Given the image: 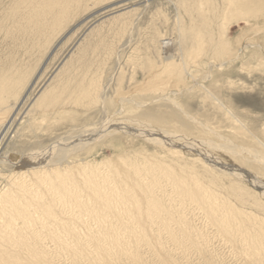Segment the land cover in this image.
Masks as SVG:
<instances>
[{
  "label": "bare ground",
  "instance_id": "1",
  "mask_svg": "<svg viewBox=\"0 0 264 264\" xmlns=\"http://www.w3.org/2000/svg\"><path fill=\"white\" fill-rule=\"evenodd\" d=\"M113 1L21 0V3L15 2L18 9L16 8L17 11L14 9V13L21 10L26 16L17 25V29L22 31L31 30V33L36 34L40 40H46L47 47L49 39L56 38L63 32L67 28L68 22L73 20V16L81 11H88L90 6L109 4ZM138 1L125 2V4L110 9L111 15H115L113 20L118 23L121 22L125 28L124 30L130 28L144 11L139 8L131 9L125 12L128 16L130 14V17L125 18L123 12L128 10L125 9V6ZM168 1L170 5L173 4L175 7L183 8L188 13L190 25H185L181 19L177 21L176 30L179 32L177 44L179 47L177 48L176 45L175 47L178 52H174L175 55L173 56L170 55L161 61L159 60L160 66L152 64L145 88H148L150 93L157 90L162 92V97L155 99L154 102L163 101L177 106V98L175 99V97L179 94L182 95L185 91L190 92L193 88L175 92L169 90L172 87L186 84L188 80L194 78V73L190 70L192 67L199 65L200 58L213 55L209 57L208 70L205 78H203L205 80L212 76L214 68H223L224 65L234 62L239 57L240 52L242 53L252 47L249 44L243 45L235 52L233 46L225 37L227 35V25L222 23L221 33L217 37L213 32V23L219 14L221 17L227 11L235 19L248 16L252 13L249 11L251 6L255 4L252 0H223L225 5L222 7L223 12L217 11V7H215L214 11L212 9L213 13L211 15L213 16L211 19L207 11L208 7L211 6L209 2L206 4L205 2L202 3V0H192L191 3L188 0ZM105 13L107 15L106 11ZM258 13H261V10L254 13V16ZM118 14L120 15L116 16ZM131 14L135 17L138 16L132 22H130L133 19ZM226 18L227 23L233 21L230 17ZM89 32H87L88 34L85 33L83 38L87 37ZM164 42L163 44L159 40L158 47L173 45L170 39ZM79 43L77 47L82 45V43ZM50 44L52 43L50 42ZM79 53L81 52L79 51ZM91 56L93 57V55ZM221 61L223 63L219 65ZM64 62L66 63L67 59ZM75 62L77 61L75 60ZM79 62L82 61L79 60ZM84 64L86 65L85 61ZM73 67L75 68V65ZM89 67L91 68V65ZM89 67L88 69H90ZM82 71L84 74V69ZM122 72L120 67L117 68L118 76L115 78L114 88L116 95L123 90L121 88L123 84ZM31 76L28 71L19 70L18 67L10 63L0 66V140L6 134L8 135L9 130L20 116L30 97H33V93L27 96L29 89L23 96L29 86ZM74 76L77 75L74 74ZM86 76L89 77V75ZM52 79L49 82L46 81L47 84L33 99L23 119L26 116L29 117L33 108L34 112L39 111L45 116L50 111L60 112L64 110L62 108L68 103L75 106L81 104L90 106L91 103L100 102L102 104V102L105 103L109 99L106 98L107 88L104 87L105 84L102 85L103 90L100 89L99 91L100 87L98 85L101 84H98L99 81H96V78L88 89L86 85L85 87L82 85L84 84L83 81H80L81 84L78 83L79 80L77 83L75 82L78 84L76 86L73 84V86H69L70 84L66 86L64 83L66 87L62 86L64 90L60 93L57 92V94H54L56 88H54ZM75 79L77 80L76 77ZM75 79L74 81H76ZM194 85L195 87H201L198 82ZM128 93L131 94V91H128ZM121 100L120 103L130 105L133 112H136L143 105L142 102L133 99H129V101L127 98ZM90 108L92 107L90 106ZM12 111H17V114L14 112L11 116ZM122 112L124 113V111H121V114ZM109 119L103 121L104 124L99 126L97 133L91 134L90 139L92 142L102 140L105 134L107 136L109 132L111 134L113 132L118 134L121 131H125L124 133H138L144 137H150L151 140L167 148L168 151H165L169 155L167 156L165 153V156H167L165 159L169 161L156 159L154 156V159L144 157L145 162L134 163L129 162V158L119 156L121 167L116 165L111 166V168L108 167L109 163H112L110 161H104L105 163L96 166L90 162H84L78 166L75 164L68 167L71 165L69 163L65 170H63L64 167L61 168L62 171L48 165L50 163L49 153L54 156V149L44 151L41 155L37 153L29 154L24 157L23 161L10 155L3 158L0 160V165L5 166L9 162L14 166H19L15 167V173L8 178L9 181L7 182H9L10 187L0 189V264H149L151 261L149 262L148 256H150L152 262L158 264H183L188 261L190 252L193 249L201 254H204L206 250L205 240L207 237L205 238V232L194 228L192 221L188 220L190 209L198 210L207 222L217 230L218 235L232 246V250L237 255L245 258L246 264H264V220L252 213L253 211L246 210V205L252 203L254 207L264 211V206L258 199L260 194L255 189L259 188L264 192V183L257 175H254V172H249L243 167L242 170L222 162V157L225 154L236 158L238 154L247 152L249 155L252 151L240 147H238V150L230 146H225V148L215 147L216 144H213L214 150H218L220 157L211 156L212 154L207 151V148H212V146L202 143L203 141L200 143H198L199 141L195 142L199 144L196 145L191 140L188 141L177 136V134L172 136V133L164 131V129L157 130L147 116H144L145 120L118 118L116 121H111ZM89 140H83L84 142L81 140L78 145L88 146ZM167 142L170 146H167ZM85 146L82 147L85 148ZM183 146L194 153L199 154L198 151H201V154L197 155L204 156L203 159L194 155L189 156V158L201 162L203 173L197 171L199 169L196 170L194 161L189 164L185 160V162L182 161L184 153L181 147ZM69 152L71 154V150ZM261 154H258V156L251 154L256 161L254 163L264 162V157ZM102 165L105 169L101 168ZM106 166L110 168L109 171L106 170L108 169ZM217 173H222L225 177H235L240 182L230 181L226 188L228 195L223 196L222 191L219 190V185L224 187L225 184L219 183L222 176H218ZM0 176L2 177L3 174ZM4 178L6 177L3 176ZM244 182L253 186V192L251 191L252 188L242 186ZM230 195L235 198L240 207L231 201ZM47 241H50L53 245H50V242ZM176 252L178 254H175ZM236 254L235 256H237ZM177 256H183L186 261L179 260ZM61 258H65L66 262L61 261Z\"/></svg>",
  "mask_w": 264,
  "mask_h": 264
},
{
  "label": "rangeland",
  "instance_id": "2",
  "mask_svg": "<svg viewBox=\"0 0 264 264\" xmlns=\"http://www.w3.org/2000/svg\"><path fill=\"white\" fill-rule=\"evenodd\" d=\"M130 1L132 0H114L112 3L109 2L111 5L101 4L90 6L88 11H81L73 16V20L68 22L67 28L56 38L49 39V44L46 47V40H40L36 34H33V32L31 33V30L22 31L17 29V25L26 16L21 10L14 13L15 10L17 11L18 9L16 3H21V0H0V66L10 63L18 67L19 70L24 69V71H28L30 76L33 73L31 78L29 77V86L25 93H23V96H25L29 89L27 96L33 93V97H30V100L19 116L20 119L18 117L9 130L8 135L6 134L5 137L2 138L3 140H0V158L2 157L0 160L10 155L16 156L23 161L24 157H27L29 154L37 153L41 155L44 151L54 149V156H51L52 153H49L50 163L48 162V165H52L53 168L56 167L54 169H63L64 167L63 170L66 169L69 163L71 165L68 167H72V165L76 164V166H78L84 162H90L96 166L110 161L112 163H109L110 165H108V167L111 168V166L114 165L121 167L118 159L119 156L127 159L129 158V162L132 161L134 163L145 162L146 160H144V157H152L150 159H154V156L156 159L169 161L165 159L169 155V153L166 152L168 151L167 148L151 140L150 137H144L138 133H124L125 131H121L118 132V134L117 132L111 134L109 132L108 135L106 136L105 134L100 141L92 142L90 139L91 134H95L99 126L104 124L105 119L107 120L110 118L109 120L111 121H116L118 118L145 120L144 116H147L157 130L164 129V131L172 133V136L177 134V136L181 138H185L188 141L191 140L196 145L199 144L195 142L199 141L198 143H200L203 141L202 143L208 146L216 144L215 147L221 146L225 148V146H230L237 150L238 147L245 148L250 152L252 151L256 156L262 152L264 153V0H252L253 4H255L252 5L251 10H249L252 13L248 16H242L240 19L233 18V15L228 13L229 11L224 13L221 17L219 14L213 23V32L215 36H219L221 33V25L224 23L227 25L226 40L230 42L235 52L243 45L249 44L252 47L246 49L242 53L240 52L239 57H237L234 62L224 65L223 68H214L212 76L205 80L203 78H205L208 70L207 64L209 62V57L213 55L211 54V56L200 58L199 65L192 67L190 70V72L194 73V78L188 80L186 84L172 87L169 90L175 92L193 88L190 92L185 91L182 95L179 94V96L175 97V99L177 98L178 100H176L177 106H173V104L168 102L164 103L163 101L154 102L155 99L162 97V92L157 90L156 92L150 93L148 92L150 90L145 88V85L148 79L147 77L150 76L149 73H151L152 64L160 66L159 62L163 58L170 55L173 56L175 55L174 52H178L177 48L179 46L177 41L179 32L176 30V23L181 19L184 21L185 25H190V17L183 8L180 9L178 6L175 7L173 4L170 5L168 0H139L137 3L131 2L125 6V9H128L123 12L125 18L128 16L125 12L131 9L139 8L144 11L130 28L124 30L125 28L121 22L118 23L113 20L115 15H111L112 12L110 9ZM188 1L189 3L192 2V0ZM201 2H205L206 4L209 2V5H211L207 9L209 18L211 19L213 16L211 14L215 7H217V11L221 12L222 7L225 6L223 0H202ZM258 10H261V13L254 16V13ZM105 11L109 16L106 15ZM119 15L120 14L116 16ZM128 17H130V14ZM137 17L132 15L133 19H131L130 22ZM226 17L232 18L233 21L227 23ZM90 29L92 31L89 32L88 30ZM87 32H89L90 36L88 35L83 38V35L85 36ZM84 39L87 41H84ZM168 39L173 42V45L170 47H158L159 40L164 44V41ZM50 42L52 44H50ZM79 42L82 43L83 47H81L82 45L77 47ZM210 44L211 42L209 45ZM79 51L81 53H79ZM79 55L81 57H78ZM91 55H93V57ZM66 59L67 62L65 63L64 61ZM71 59L72 61L74 59V63L70 61ZM75 60L77 62H75ZM79 60L83 63L85 61L86 65H83ZM222 63L223 61L219 62V65H222ZM62 64L64 65L63 67L61 66ZM74 65L76 69L73 67ZM90 65L91 68L89 67ZM88 67L93 70L91 71ZM119 67L123 71L121 74L123 79L121 88L124 91L122 90L120 94L117 93V96L114 88L115 78L118 76L117 68ZM81 68L84 69V74ZM74 74L77 76H74ZM80 75L82 76L80 77ZM86 75H89V77ZM86 77L87 80L85 79ZM51 79L54 88H56L54 94L63 91L64 89L62 86H67L69 84V86L72 84L74 86L78 85L76 84L78 80L79 84L83 81L84 84L82 85H84V87L86 85L87 89L91 86L92 82L94 83L95 80L99 81L98 84H101L98 85V87H100L99 91L106 87V98L109 99L105 103L102 102L103 106L100 102H90L93 105L90 104L92 108L86 104L75 106L74 104L68 103L65 106L63 105L64 107L62 109L64 110L60 112L50 111L45 116L39 111L34 112L33 108L29 117L26 116L25 119H23L33 99ZM74 79L76 81H74ZM65 80L69 81L66 82ZM89 81H91V83H89ZM196 82L201 84L202 88L200 86L195 87L194 84H196ZM140 85L143 86L141 87ZM128 91H131V94L128 93ZM123 92L124 94H122ZM23 96L22 98H24ZM122 96L127 98L128 101L129 99H133L142 102L143 105L137 109L136 112H133L132 109H130V105H122L120 103L121 99H125ZM87 102L88 101H86V103ZM96 104L97 106H95ZM86 106L87 108H85ZM121 111H124V113L122 112L123 115ZM14 112L15 111H12L10 115L12 116ZM15 114H17V111ZM190 117L192 118L191 120ZM85 138L87 140L90 139L88 141L89 145H78L81 140L87 141ZM82 146H85V148ZM167 146H170L168 142ZM215 147H208L211 149L209 150L207 148V151L212 154L211 156L220 157L218 150H214ZM178 148H182L181 150L184 153L182 155L184 158L182 161L185 160L187 164L190 162L193 163L192 161H194L196 170L199 169L197 171L203 173L202 165H200L201 162L195 161L194 158H189V156L191 157V155H194L203 159L204 156H198L201 154V151H198V149V154L189 151L190 149H186L184 146ZM70 150L71 154L69 152ZM165 153L167 156H165ZM252 153L248 155L247 152H244L243 154L236 155V158L225 154L226 156L224 155L222 157V162L239 169H242V167L246 168L247 171L254 172V175H257L264 183V162L254 163L256 161L254 157L251 156ZM263 153L261 155L264 157ZM58 154L61 155L59 156ZM17 166L19 165L14 166V164H10L9 162L6 163L5 166L2 164L0 165V175L3 174V176L6 177L4 178L6 180H4L3 176H0V189L10 187L7 181H9L8 178L15 173V167ZM108 167L106 166V168ZM101 168L105 169L104 166ZM110 168L106 170L109 171ZM217 174L218 176H222V180L221 182L219 180V183L225 184L224 187L219 185V190L222 191L223 196L228 195L226 188L230 184V181L240 182L235 177H225L222 173ZM242 184L243 187L247 186L250 189L252 188L251 191L253 192L252 185L246 182ZM255 189L258 190L260 194L258 199L264 206V192L261 191L262 189ZM44 190L46 191V189ZM230 197L231 201L240 207L235 198L231 195ZM251 204L252 203L246 205V210L249 212L253 211L252 213L264 220V211L257 209ZM188 217V220L192 221L194 228L205 232V238L207 237L205 240V247L207 251L205 250L204 254H201L193 249L188 257V263L185 262L186 259H183V256H177L179 260L185 262H182L183 264H246L245 258L237 255L236 252L232 250V246L218 235L216 232L217 230L207 222L198 210L190 209ZM50 245H53V243L50 242ZM175 254H178V252ZM235 254L237 256H235ZM148 259L149 262L151 261L149 264H158L152 262L150 256H148ZM60 260L66 262L65 258H61Z\"/></svg>",
  "mask_w": 264,
  "mask_h": 264
}]
</instances>
